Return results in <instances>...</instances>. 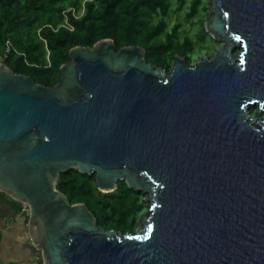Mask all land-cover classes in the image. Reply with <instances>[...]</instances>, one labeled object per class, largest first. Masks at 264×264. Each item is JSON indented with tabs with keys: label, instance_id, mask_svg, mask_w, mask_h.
<instances>
[{
	"label": "water",
	"instance_id": "water-1",
	"mask_svg": "<svg viewBox=\"0 0 264 264\" xmlns=\"http://www.w3.org/2000/svg\"><path fill=\"white\" fill-rule=\"evenodd\" d=\"M209 3L225 45L169 71L111 38L71 48L53 86L0 61V191L29 207L43 264H264V0ZM69 169L147 193L151 215L104 229L57 189Z\"/></svg>",
	"mask_w": 264,
	"mask_h": 264
},
{
	"label": "trees",
	"instance_id": "trees-1",
	"mask_svg": "<svg viewBox=\"0 0 264 264\" xmlns=\"http://www.w3.org/2000/svg\"><path fill=\"white\" fill-rule=\"evenodd\" d=\"M187 1L0 0V55H5L2 62L14 73L53 86L61 79V65L71 60V48L93 46L111 38L117 50L142 46L146 60L167 71L173 68L176 54L192 64L196 43L187 35L181 37L185 32L183 21L169 25L171 15L184 10ZM199 2L192 0L188 18L197 12ZM57 189L71 204L87 205L98 225L106 230L134 233L138 216L146 209L145 193L130 188L125 181H118L113 192H102L95 174L76 169L61 173Z\"/></svg>",
	"mask_w": 264,
	"mask_h": 264
},
{
	"label": "crops",
	"instance_id": "crops-1",
	"mask_svg": "<svg viewBox=\"0 0 264 264\" xmlns=\"http://www.w3.org/2000/svg\"><path fill=\"white\" fill-rule=\"evenodd\" d=\"M24 207L25 204L0 191V264H43Z\"/></svg>",
	"mask_w": 264,
	"mask_h": 264
},
{
	"label": "rangeland",
	"instance_id": "rangeland-1",
	"mask_svg": "<svg viewBox=\"0 0 264 264\" xmlns=\"http://www.w3.org/2000/svg\"><path fill=\"white\" fill-rule=\"evenodd\" d=\"M191 3L192 0H188L187 4H185L184 10L178 13H173L169 20V25L172 26L176 22L183 21L185 25V32L181 35V37L183 38L187 35L196 43L197 53L194 56V62L195 60L201 59L206 55H208L209 57L212 56L216 52L217 48L224 46L226 42L223 39L216 40V38H214L211 33L206 30V22L211 16L209 0H200L199 5L197 7V12L191 18H188L187 12L190 11ZM173 7H176V2L174 1ZM241 50L242 48L240 44L235 46V52L237 54H239ZM0 61L2 62V58H0ZM261 108L259 111V104L250 105L249 107V110L251 111L252 109V114L255 115L257 120H262L264 118V108ZM254 126H258V123L255 122ZM144 195L146 209L140 217L138 216L136 229H140L143 226V218H148L151 215V202L146 198L148 194L145 193ZM27 209H29L28 206Z\"/></svg>",
	"mask_w": 264,
	"mask_h": 264
},
{
	"label": "built area",
	"instance_id": "built-area-1",
	"mask_svg": "<svg viewBox=\"0 0 264 264\" xmlns=\"http://www.w3.org/2000/svg\"><path fill=\"white\" fill-rule=\"evenodd\" d=\"M68 24V23H67ZM68 26L70 27V25L68 24ZM72 28V27H71ZM10 43L7 42V49H6V53H9L11 51V48H10ZM5 55L4 56H1L0 55V58H2V60L4 59ZM24 210L26 211L27 214H29V209H27V205H25L24 207Z\"/></svg>",
	"mask_w": 264,
	"mask_h": 264
},
{
	"label": "bare ground",
	"instance_id": "bare-ground-1",
	"mask_svg": "<svg viewBox=\"0 0 264 264\" xmlns=\"http://www.w3.org/2000/svg\"><path fill=\"white\" fill-rule=\"evenodd\" d=\"M223 36L225 38H228L226 35L223 34ZM222 36V38L224 39V37ZM241 43V42H240ZM253 104H258V103H253ZM262 108H264V106H261ZM264 111V110H263ZM256 121V120H255ZM260 122H263L264 121V118L262 120H259ZM257 122V121H256ZM250 125L252 126L253 125V122L250 123ZM253 127V126H252ZM255 128H258L261 132H264V129H261L263 128L262 125L258 124V126H256Z\"/></svg>",
	"mask_w": 264,
	"mask_h": 264
}]
</instances>
